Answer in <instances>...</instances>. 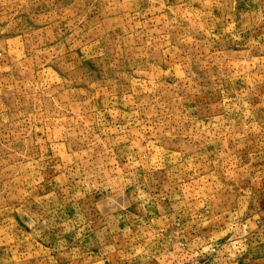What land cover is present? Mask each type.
Here are the masks:
<instances>
[{
	"label": "rangeland",
	"instance_id": "rangeland-1",
	"mask_svg": "<svg viewBox=\"0 0 264 264\" xmlns=\"http://www.w3.org/2000/svg\"><path fill=\"white\" fill-rule=\"evenodd\" d=\"M0 264H264V0H0Z\"/></svg>",
	"mask_w": 264,
	"mask_h": 264
}]
</instances>
